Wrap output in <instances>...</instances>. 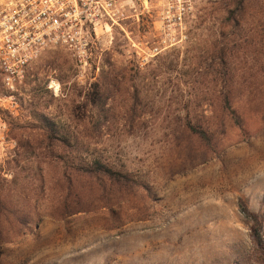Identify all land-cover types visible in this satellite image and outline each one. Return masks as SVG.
Returning a JSON list of instances; mask_svg holds the SVG:
<instances>
[{"label": "rangeland", "instance_id": "rangeland-1", "mask_svg": "<svg viewBox=\"0 0 264 264\" xmlns=\"http://www.w3.org/2000/svg\"><path fill=\"white\" fill-rule=\"evenodd\" d=\"M238 3L169 39L117 0L82 71L42 51L0 110V264H264V0Z\"/></svg>", "mask_w": 264, "mask_h": 264}, {"label": "built area", "instance_id": "built-area-1", "mask_svg": "<svg viewBox=\"0 0 264 264\" xmlns=\"http://www.w3.org/2000/svg\"><path fill=\"white\" fill-rule=\"evenodd\" d=\"M195 3L160 0L161 30L169 39ZM118 12L117 0H0V110L18 108L19 86L45 49L68 51L82 71L98 29L115 21Z\"/></svg>", "mask_w": 264, "mask_h": 264}, {"label": "trees", "instance_id": "trees-1", "mask_svg": "<svg viewBox=\"0 0 264 264\" xmlns=\"http://www.w3.org/2000/svg\"><path fill=\"white\" fill-rule=\"evenodd\" d=\"M248 2H249V0H239V3H238L239 12H242L245 9L246 4ZM228 4L229 3H226L225 5H228ZM228 12H232V10H228ZM188 127L193 133H197V134L199 133L197 128H195L193 125L188 124ZM96 169H97L98 175L95 177L100 176V177H104V178L106 177V178L111 179V180H115V176L118 175V174H115V172H113L110 167L104 166L103 164H100V163H98ZM91 173H93V172L91 171ZM7 209L8 208L3 207L1 204V192H0V236L2 234V218H3L4 212L7 211ZM17 221H19V219Z\"/></svg>", "mask_w": 264, "mask_h": 264}]
</instances>
